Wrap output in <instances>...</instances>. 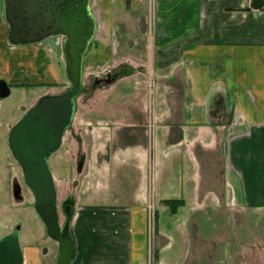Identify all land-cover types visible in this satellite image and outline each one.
Wrapping results in <instances>:
<instances>
[{
    "label": "crops",
    "instance_id": "crops-1",
    "mask_svg": "<svg viewBox=\"0 0 264 264\" xmlns=\"http://www.w3.org/2000/svg\"><path fill=\"white\" fill-rule=\"evenodd\" d=\"M150 1L95 0L104 26L99 25L100 37L90 43L83 67L118 61V68H125L129 61L143 69L115 78L131 76L133 89L121 96L130 108L118 112L123 117L86 128L84 162L81 171L76 169L81 181L70 264H146V210H153L150 202L144 206L149 190L156 197L153 204L183 200L184 207L203 210L220 194L237 206L264 207V6L254 9L252 0ZM130 11L138 13L132 15L136 22L147 19L150 27H130L128 41L119 42L110 23L120 29L118 21ZM8 31L0 0V79L10 95L25 88L38 91L34 103L63 89L68 81L62 44L55 55L46 49L54 37L13 46ZM106 34L115 36L110 61ZM135 34L147 35V59ZM118 49L129 54L122 58ZM1 106L2 100L0 118ZM146 110L154 126L150 152ZM127 163L135 172L133 190L126 192L134 206L112 197L119 187L115 170ZM128 181L131 186V175Z\"/></svg>",
    "mask_w": 264,
    "mask_h": 264
},
{
    "label": "rangeland",
    "instance_id": "rangeland-1",
    "mask_svg": "<svg viewBox=\"0 0 264 264\" xmlns=\"http://www.w3.org/2000/svg\"><path fill=\"white\" fill-rule=\"evenodd\" d=\"M90 6L97 25L95 38H98V36L100 37L98 34L99 25L104 26V22L98 17L101 15L95 0H90ZM137 14L136 11L124 14L123 19L118 21L120 29L115 28V21L110 23L112 32L116 31L118 41H128L127 33L130 27H134L135 31L137 26H140L139 29L143 26H145V30L148 28L147 19L140 20L139 23L132 18V15L137 17ZM135 35L132 37L142 38L140 42L145 48V58L147 59V35ZM103 38L107 43L105 46L108 48L106 59L113 60L114 54L109 46L111 45L113 48L115 36L111 35L110 37L106 34L103 35ZM47 42L51 43L46 45L48 53L52 55L59 53V38L54 37ZM117 54L122 55L123 58L129 52L118 49ZM117 64H119L118 61L115 65L108 67L91 68L88 64L83 67L85 92L77 100V109L72 125L65 133L60 149L52 154L49 160L57 192L61 224L65 222V216L60 210L61 202L68 196H74L76 200L80 196L78 183L81 180L76 170L77 153L80 152L82 155L85 153L83 143L88 136L86 128L102 123L103 119H109L115 123L123 117L119 113L125 111V107L129 108L128 105L125 106L127 102L121 96L124 97L125 93L128 94L133 89L128 81L130 75L117 81L111 80L109 83H106L105 80H110V77H104L103 81H97V79L95 83L93 76L107 73L112 75L118 69L136 70L139 74V71L143 69L130 65L129 61L125 62L126 65L129 64L125 68H118ZM138 74L133 76H140ZM65 87L55 91V94L64 91ZM35 92L38 91L28 88L13 90L9 97L2 100L0 118V238L10 233L16 224H20L19 238L24 264H56L57 244L46 236L45 229L34 211L32 194L24 184L21 170L10 155L6 142L10 128L37 102L33 103ZM144 92L146 91L144 90ZM145 95L147 94L145 93ZM138 106L140 108V104ZM152 118L151 110L148 113L146 110L145 138L148 152L153 150L154 126L151 125ZM141 134L142 131H140ZM129 166L127 163L115 170L119 187H115L116 193L112 197L118 198L114 199L116 202L134 206V198L131 199V194H126L127 191L133 190L135 184L134 176H132L135 172L130 171ZM130 175L132 177L131 186H129L130 180L128 181ZM14 180L21 188L22 200H15L13 197ZM153 197L149 190L144 202L145 208L148 209L147 204L149 202L153 207L152 211L146 210V264H264V207L253 209V207L237 206L236 201L219 194L218 198L213 195V205L207 204L203 210L195 209L194 205L189 204L187 207H178L176 212L172 213L163 201L158 203L154 201L153 204L151 200L156 199ZM144 212H140L143 217L145 216ZM124 213L127 214L128 211H124Z\"/></svg>",
    "mask_w": 264,
    "mask_h": 264
},
{
    "label": "water",
    "instance_id": "water-1",
    "mask_svg": "<svg viewBox=\"0 0 264 264\" xmlns=\"http://www.w3.org/2000/svg\"><path fill=\"white\" fill-rule=\"evenodd\" d=\"M260 9L264 0H252ZM4 17L9 26L7 40L13 46L40 43L48 38L62 37V52L68 86L59 94L41 96L34 106L10 128L7 147L18 164L23 182L33 197L34 211L46 236L57 244L56 264H70L75 247L71 235L75 198L71 196L60 223L57 192L49 160L62 144L71 127L77 100L84 94L83 59L92 42L97 25L90 0H4ZM118 69L105 75H94V82L104 77L106 83L123 73ZM10 96V87L0 79V100ZM82 163L77 170L81 171ZM13 197L22 200L21 188L13 184ZM21 225L0 238V264H24L20 245Z\"/></svg>",
    "mask_w": 264,
    "mask_h": 264
},
{
    "label": "flooded vegetation",
    "instance_id": "flooded-vegetation-1",
    "mask_svg": "<svg viewBox=\"0 0 264 264\" xmlns=\"http://www.w3.org/2000/svg\"><path fill=\"white\" fill-rule=\"evenodd\" d=\"M104 79H100L99 81H103ZM102 83V82H101ZM84 162V155H82L80 152L77 153V167L79 166L80 163L83 164ZM15 183V180H14ZM71 199V196H68L67 198H65L61 204H60V210L62 213H64V210L67 209V207L69 206V200Z\"/></svg>",
    "mask_w": 264,
    "mask_h": 264
},
{
    "label": "trees",
    "instance_id": "trees-1",
    "mask_svg": "<svg viewBox=\"0 0 264 264\" xmlns=\"http://www.w3.org/2000/svg\"><path fill=\"white\" fill-rule=\"evenodd\" d=\"M163 203L169 207L172 213H175L178 207L184 206L183 200H166Z\"/></svg>",
    "mask_w": 264,
    "mask_h": 264
},
{
    "label": "built area",
    "instance_id": "built-area-1",
    "mask_svg": "<svg viewBox=\"0 0 264 264\" xmlns=\"http://www.w3.org/2000/svg\"><path fill=\"white\" fill-rule=\"evenodd\" d=\"M151 2H153V0L152 1H150V4H152ZM150 11H151V9H150ZM151 123V122H150ZM151 125H152V123H151ZM152 206V205H151Z\"/></svg>",
    "mask_w": 264,
    "mask_h": 264
},
{
    "label": "bare ground",
    "instance_id": "bare-ground-1",
    "mask_svg": "<svg viewBox=\"0 0 264 264\" xmlns=\"http://www.w3.org/2000/svg\"><path fill=\"white\" fill-rule=\"evenodd\" d=\"M51 240V239H50Z\"/></svg>",
    "mask_w": 264,
    "mask_h": 264
}]
</instances>
